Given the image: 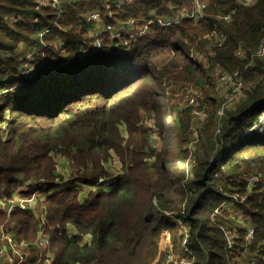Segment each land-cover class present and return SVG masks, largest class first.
<instances>
[{
  "label": "trees",
  "instance_id": "1",
  "mask_svg": "<svg viewBox=\"0 0 264 264\" xmlns=\"http://www.w3.org/2000/svg\"><path fill=\"white\" fill-rule=\"evenodd\" d=\"M60 1L58 30L55 10L38 12L35 0H0V201L39 194L35 209L42 216L0 210V226L16 229L18 243L34 242L41 226L51 264H160L158 242L165 235L175 242L178 233L162 211L179 213L184 206L177 218L189 228L195 264H234L241 251L264 264L263 182L249 188L245 179L252 166L264 171V135L241 136L264 125L258 123L264 59L245 68L264 37V0H200L205 19L166 28L158 20L188 11L192 0ZM91 14L98 20L88 21ZM11 16L25 20L13 23ZM130 20L153 24L143 36L115 38ZM96 24L110 26L112 34L104 31L101 49L81 58L93 49L89 31ZM44 29L50 33L40 39ZM190 50L204 54V63H192ZM26 65L52 67L26 78ZM215 68L238 72L244 83L242 100L221 117L210 76ZM171 84H191L201 93L207 119L191 161L181 142H188L192 109L167 117L175 107L164 100ZM147 122L170 148L152 161L144 148ZM56 155L66 159L68 175L55 172ZM113 155L122 173L109 171ZM235 193L245 200L221 216L240 210L254 235L248 247L238 240L230 253L220 231L226 223L214 210ZM36 258L31 249L25 264Z\"/></svg>",
  "mask_w": 264,
  "mask_h": 264
},
{
  "label": "built area",
  "instance_id": "2",
  "mask_svg": "<svg viewBox=\"0 0 264 264\" xmlns=\"http://www.w3.org/2000/svg\"><path fill=\"white\" fill-rule=\"evenodd\" d=\"M193 6L188 11H181L177 14H175V17H168L164 20L159 21L158 25L161 28L171 27L175 25H179L184 20H203L206 17L205 11L207 10V6L205 3L200 2V0H192ZM252 0H245V3H250ZM51 8L55 10V23H57L60 19V15L62 13L61 10V1L60 0H35V10L38 12H41L44 8ZM224 21L229 20V15L222 16L221 17ZM25 19L23 17H10V21L13 23L17 22H23ZM88 21H97L98 15L97 14H91L87 17ZM153 24L151 22H147L144 24H139L137 21L130 20L127 24L126 30L124 32L118 33L117 35H114V37H118L120 35H129L131 38L136 36H143L145 32L147 31L148 27ZM98 34L92 33V38L94 39V45L93 49L90 53L87 51H84L82 53V57H91L93 53L101 49V41L99 37L102 35L104 31L111 33L110 26H98V24L95 25ZM50 30H45L42 33L39 34V38L42 39L43 36L47 35ZM214 35V33L212 34ZM113 36V35H112ZM219 42H223L225 40V36L223 34L219 35L217 37ZM220 45V44H219ZM243 54L242 50L239 49L236 52V55L241 57ZM189 59L192 63H200V61L203 60L204 54H199L197 52H194L192 50L188 53ZM30 57V56H29ZM250 62L245 66V68L249 67L254 60H261L264 59V37L259 44L258 48L254 51V53L250 56ZM65 64L67 62H64ZM38 67V68H35ZM46 67H52L49 65H39V66H27V68L24 72V76L26 78L31 76H37L42 73H44L46 70ZM51 69V68H50ZM215 77L219 79V81L227 86V88L230 91L229 95V101H233L239 96H242L243 89H244V83L242 79L239 77L238 72H232L228 73L223 71L222 69H217L213 73ZM187 95V94H186ZM196 101V100H195ZM194 101V103H195ZM198 102V99H197ZM260 124L263 122L260 121ZM258 130L260 133L264 135V125L263 126H257L252 125L244 130L243 134L241 136L250 134L252 131ZM264 138V136H263ZM251 169H256L257 172L252 175L247 180L248 187L252 188L259 182H263L262 190L264 192V171L259 169L256 166H252ZM19 196V195H18ZM245 200V197L239 195L238 193H235L232 197L230 202H225L221 204L217 209L214 210V215L221 216V214L218 215L220 210H227L229 206L236 204L238 202H242ZM14 208H20V209H29L31 211L34 209L33 204V196L28 197H16L14 196L12 199L8 201H0V210L11 212ZM183 215V212H182ZM223 220L226 224L220 227V231L223 234L224 240H225V252L234 253V246H236V243L238 240L241 241L240 247L243 249L244 247H248L251 244V240L254 235V228L248 225L247 222H245L244 217L242 216V212L240 210H234L231 212L229 216L223 217ZM171 222L174 223L178 230H182L181 240L178 241V246L175 248L174 246L169 245V240L166 238L164 239V243L168 244L167 247L162 248L164 251L163 261L161 264H195L194 263V256L189 248V228L187 225L181 220V219H171ZM187 227V228H186ZM188 229V230H187ZM239 231H244L243 237H238ZM40 234L41 238L35 242H21L18 243L15 238L11 235V232L5 231L4 228L0 226V264H25L26 260L30 256L31 249L37 250V258L35 260L34 264H51L53 254L52 252L47 248L49 245L48 238L42 235L41 226H40ZM246 245V246H244ZM17 246H22L23 250H19ZM256 258L254 255H251L247 252H242L237 256V258L233 261L234 264H255Z\"/></svg>",
  "mask_w": 264,
  "mask_h": 264
},
{
  "label": "rangeland",
  "instance_id": "3",
  "mask_svg": "<svg viewBox=\"0 0 264 264\" xmlns=\"http://www.w3.org/2000/svg\"><path fill=\"white\" fill-rule=\"evenodd\" d=\"M127 1L128 2H131L132 0H127ZM117 7H118V9H120L122 7V4H118ZM61 15H62V13H61ZM61 15H60V19H59V21L57 23H55V21H53L54 27H57L58 30L60 29ZM55 17H56V15L53 17V20L55 19ZM45 30H49V29H44L40 33H42ZM49 33H50V31H49ZM92 33L98 34L96 27H94L93 30H90L89 31V34H91V36H92ZM45 36H43V37H45ZM138 37H140V36H138ZM204 61H205V59H203L201 61V63H204ZM215 70H217V69L215 68L214 70H212V69L210 70V76L213 77V79L211 80V83L213 84L212 86L214 88V97L216 98L217 104L220 107L219 108V116L221 117L223 115V111L233 110L234 106L237 105L242 100V98L244 97V90H243L242 96L237 97L233 101H229L230 91L227 88V86H225L224 84H222L219 81V79L217 77H214L213 76V73L215 72ZM167 97H169L170 102L173 105H175V107H174L173 110L166 111L167 117H169V116L176 117V116H178V112L180 110H182V109L184 110V109H186L188 107L192 109V111L190 113V116H189L190 127H189V130H188V135H189L188 142H184V143L181 142V146H183L184 149H188L189 150L188 152L191 155V157L189 158V156H188V161L189 160L191 161L193 159V155H194L193 152L195 151V149H197V151L199 149V144H200V141H199V138H200L199 130H200L201 126H203L205 124L206 119H207L206 114H203L201 112V110H200V107H199V105H200V98H201L200 90L196 86L194 87L191 84H180V85L179 84H171L166 89V95H164V100H168ZM197 99H198V102H197ZM194 101H195V103H194ZM142 115L143 114L141 113V116ZM258 118H259L258 119V123L260 121H262L263 122L262 124H264V113H261V115ZM179 125H181L180 122H179ZM151 127H152V124L150 122H147L146 123V133L147 134H150V136L148 137V140L149 141H147V145H145V147H144L145 150L147 151V158H146L147 161H152L153 160V157H154L153 155H156L155 152H158V151L161 152V151H166V150H169L170 149V148H167L162 141H160L159 136L156 133H154V131L152 130ZM252 132H258V133H260L258 130H254ZM126 135L127 134L125 133V131H123L122 137L123 138H126L127 137ZM135 137H138L137 136V133H135ZM172 142L176 143L175 142V139L172 140ZM148 146L151 147V150L152 151L149 149ZM112 159H113L112 162H109V164L107 166L108 169H109V171L110 172L116 171V172L122 173L121 172L122 166H121V164L119 162H117L118 161L117 158L113 155L112 156ZM55 160H56L55 162L57 164V166H56L57 171L55 170V172L62 173L64 175H66V174L68 175L70 173V171H69V168L67 167L68 164H67L66 159L60 157L59 155H56ZM259 169H261V168H259ZM256 172H257L256 169L248 168L246 170V177H245L246 181L247 180L249 181L250 177L252 175H254ZM66 182L67 181L62 182L61 184H65ZM108 190H109V188H108ZM36 211H38V209H36ZM162 212L170 220L172 218H174V219H180V218H177V215L178 214L182 215V212H183V215H184V206H182L180 208V212L179 213H173V212H169V211H162ZM219 214H221V211L218 213V215ZM177 231H178V233H177V239H176L175 242L173 241L172 237H170L169 235H165L158 242L159 243V249L162 252H163L162 248L167 247V245H168V244L164 243V239H166V238L169 240V245L174 246L175 248H177L178 241L181 240V235L183 234L182 233V230H178L177 229ZM188 233H189V231H188ZM17 248L20 251L23 250L22 246H17ZM32 250H34V249H32ZM162 261H163V259H162Z\"/></svg>",
  "mask_w": 264,
  "mask_h": 264
},
{
  "label": "crops",
  "instance_id": "4",
  "mask_svg": "<svg viewBox=\"0 0 264 264\" xmlns=\"http://www.w3.org/2000/svg\"><path fill=\"white\" fill-rule=\"evenodd\" d=\"M35 195H36V194H35ZM35 195L33 196L34 209H35V207H36V203L39 202V197H40L39 194L36 195V196H35ZM16 197L18 198L19 196L16 195ZM33 211H34V213H35L36 215H38V217H39V216L42 217V216H41V213H40V209H39L38 211H36V209L33 210ZM41 211H42V209H41ZM42 212H43V211H42ZM8 232H11V235L13 236V238H16V235H17L16 229H13V230L8 231ZM71 234H74V232L71 231ZM71 234H70V235H71ZM41 237H42V236H41V234H40V227H39V228H38V236H37V238H36L35 241L39 240ZM35 241H34V242H35ZM84 241H85V240H84Z\"/></svg>",
  "mask_w": 264,
  "mask_h": 264
}]
</instances>
